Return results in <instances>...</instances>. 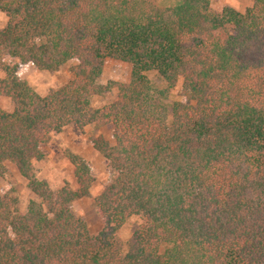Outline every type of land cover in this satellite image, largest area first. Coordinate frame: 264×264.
<instances>
[{"label": "trees", "instance_id": "16d2710c", "mask_svg": "<svg viewBox=\"0 0 264 264\" xmlns=\"http://www.w3.org/2000/svg\"><path fill=\"white\" fill-rule=\"evenodd\" d=\"M213 1L0 0V179L9 163L32 196L20 211L0 194V264H264V0ZM106 59L127 83H100ZM26 64L70 78L39 95ZM88 126L109 131L91 141L110 177L95 233L71 210L89 163L65 152L75 187L55 189L35 168L54 135Z\"/></svg>", "mask_w": 264, "mask_h": 264}, {"label": "rangeland", "instance_id": "374dc122", "mask_svg": "<svg viewBox=\"0 0 264 264\" xmlns=\"http://www.w3.org/2000/svg\"><path fill=\"white\" fill-rule=\"evenodd\" d=\"M173 3V0H169ZM250 5L249 0H214L212 9L220 12L228 6L242 12ZM5 24V18L0 14V28ZM69 66L59 69L56 72H42L36 70L31 64L22 65L18 71L21 79L25 80L35 89L39 95H45L51 89L63 85L69 78ZM130 75V67L122 62L106 59L104 61L100 83L106 85L109 82L127 83ZM151 82H155V74L147 73ZM113 96L104 98V102L112 99ZM181 82L179 81L170 93L169 100H181ZM102 102V101H101ZM0 106L6 107L4 100H0ZM96 129L88 126L83 133L69 131L65 134L54 135L40 150L43 159L35 163L38 177L46 181L53 189L59 188L64 184L75 187L73 167L65 156V152H71L84 158L90 165L93 176V184L88 198L80 199L72 203L71 210L76 217L81 219L88 227L90 232L95 233L100 229V220L93 205V198L97 196L110 180L102 158L92 148V138L98 135L109 136V131L105 128ZM6 171L0 179V194L11 193L19 200V210L23 211L32 198L25 186V182L18 175L15 168L9 163H5ZM138 222L137 218H132L127 223L120 234L121 242L124 244L129 239L133 227Z\"/></svg>", "mask_w": 264, "mask_h": 264}]
</instances>
